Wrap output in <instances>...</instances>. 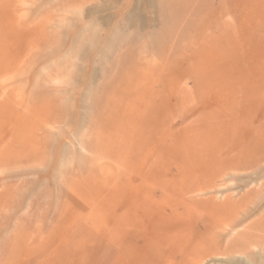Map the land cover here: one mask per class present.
<instances>
[{
    "label": "rangeland",
    "instance_id": "obj_1",
    "mask_svg": "<svg viewBox=\"0 0 264 264\" xmlns=\"http://www.w3.org/2000/svg\"><path fill=\"white\" fill-rule=\"evenodd\" d=\"M230 2L214 25L204 0H0V264L163 263L131 199L171 213L221 143L264 148V0ZM217 185L194 197L264 175ZM259 240L233 264H264Z\"/></svg>",
    "mask_w": 264,
    "mask_h": 264
},
{
    "label": "bare ground",
    "instance_id": "obj_2",
    "mask_svg": "<svg viewBox=\"0 0 264 264\" xmlns=\"http://www.w3.org/2000/svg\"><path fill=\"white\" fill-rule=\"evenodd\" d=\"M195 1L196 0H172V5L177 7L182 2L193 4ZM230 1L231 0H204V4H206L204 8H208V12L212 15L218 14V17L216 16L217 18L211 21L214 22V25L222 24V19L219 21V15L225 12L229 7V4H231ZM191 4H189V6ZM208 18H210V16H208ZM122 78H124L123 75ZM0 114H2V112ZM90 119V123L93 120H96L97 123V117L93 119L90 117ZM2 120L3 119H1V121ZM139 126L141 127V125ZM41 131L44 133L45 130L41 129ZM224 143L225 142L219 143L220 145L217 147L216 153L222 146V150L218 153V155H220L218 158L210 159L209 162H202L199 165L200 170L196 176H187V178L190 177L188 178L189 182L185 181L180 186L181 192H183L181 198L176 205L169 204L172 209H170L172 211L171 213L170 211L166 213L165 210L159 211L156 208L147 211L149 207L153 206V203H151L149 199L144 201L141 200L143 202L140 205L137 204L136 198L131 199L128 216L131 221L135 220L136 228L143 227L144 225V229H142L144 231L142 236L143 244L150 248V246L156 243L158 244L159 250L166 252L163 263L159 262V264H203L212 259L227 264H233L236 263L235 259L238 260L240 258L241 260L243 258L241 255L235 254L236 252L241 254L242 250H249L248 248H250L252 244L258 246L261 240H259V238H264V224L262 225V221H258L247 226L245 231L240 232L242 236L237 239L229 240L231 231L233 233L237 227H240L252 213L253 209L257 207L258 203H256L253 198L254 196H260L259 192L261 188H264V185L258 189L252 188L248 190L241 198L236 200L232 198V195L226 196L221 201H217L218 198L214 195H208L203 199H196L194 197L199 193L209 194L213 191L231 188H221L217 185V182L221 184L226 180L238 178L240 185L246 186L252 181H255L258 175H264V162H262L264 159V148L259 147L256 143L254 146L247 144L244 147L239 146L235 141H230V144L227 146ZM128 150L132 151L130 148ZM138 150H142L141 146L137 151ZM128 155L130 156V154ZM206 163L209 166H205ZM207 169L209 170L207 171ZM234 188H239V185L237 187H232V189ZM162 191L170 194L169 186H164ZM187 193H191V195L186 198L185 195ZM203 203L206 209L204 212L196 215L195 212H197L198 206ZM178 208H181V210ZM140 213L144 221L141 218L142 216L138 217ZM118 215L119 214L116 213L117 217ZM145 218H147L148 223L145 222ZM196 229L199 231L196 232ZM202 235L205 236V238L199 239ZM178 250L180 251L179 253H177ZM185 251L187 252L185 253ZM242 252L244 253V251ZM157 263L158 262L155 264Z\"/></svg>",
    "mask_w": 264,
    "mask_h": 264
}]
</instances>
